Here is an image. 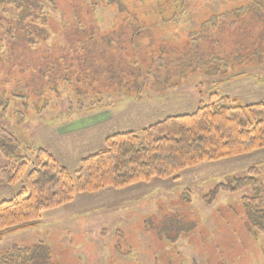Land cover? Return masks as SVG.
<instances>
[{
	"label": "rangeland",
	"instance_id": "1",
	"mask_svg": "<svg viewBox=\"0 0 264 264\" xmlns=\"http://www.w3.org/2000/svg\"><path fill=\"white\" fill-rule=\"evenodd\" d=\"M40 2L39 15L54 26L75 22V15L82 17L81 5L89 4ZM122 3L140 7L134 11L147 15L140 17L147 24L128 46L140 72L124 77L111 97L95 99L92 91L73 96L75 86L49 69V61L41 68L48 74L39 75L44 46L64 45L55 30L47 43L29 37L0 40V126L20 142L17 158L34 162L37 150L45 149L75 175L83 159L105 149L107 137L141 133L167 117L190 114L214 92L243 106L264 103V0H246L241 10L234 0H185L169 11L165 23L149 13L155 0ZM109 9L95 19L112 17L104 16ZM18 11L7 7L4 18H18ZM31 22L16 32H27L36 23ZM0 23L5 39L7 24ZM28 81L36 88L21 98L15 86ZM13 163L0 154V171ZM252 167L259 172L260 189L204 201L216 186L247 176ZM26 183V177L16 185L0 178V202L13 199ZM255 195L264 197V149L168 179L77 195L70 205L43 213L34 227L4 233L0 255L16 245H39L35 264H264V236L253 229L242 202Z\"/></svg>",
	"mask_w": 264,
	"mask_h": 264
},
{
	"label": "trees",
	"instance_id": "2",
	"mask_svg": "<svg viewBox=\"0 0 264 264\" xmlns=\"http://www.w3.org/2000/svg\"><path fill=\"white\" fill-rule=\"evenodd\" d=\"M87 1L89 6L82 4L80 7L82 17L75 15V22L54 26L47 21V17L39 15L44 10L40 0H0V22L7 24L3 27L5 39L0 35V40L3 43L7 39L12 42L17 37L26 41L29 37L35 43H47L55 30L58 40H62L64 45L44 46L46 57L41 59L40 70L49 61V69L53 72L59 70L60 74L69 78V84L75 86L73 96L92 91L95 99L100 100L103 96L111 97L117 93L124 84V77H137L140 72V65H136L128 46L132 35L147 24L140 17L147 18V15L134 11L140 8L137 5L124 6L122 2L125 0ZM245 1L234 0L236 4H241L238 10ZM102 2L110 7L109 11L105 10L104 16L112 14V17L98 22L95 15L105 8ZM50 3L56 5V0H50ZM184 3L185 0H155L149 13L165 23L169 11ZM11 6L18 8V18H4L6 8ZM29 20L36 23L25 33L16 32L24 21ZM3 45L0 44V48ZM105 47L113 49L106 50ZM40 74L44 76L48 73L43 70ZM32 82L16 84L15 91L23 94L21 98H27L36 88ZM97 83L104 84L101 91ZM105 145L104 150L83 159L73 175L45 149L37 150L34 162L17 158L20 142L0 126V154L8 160H15L11 166L0 171V178L8 185H16L24 177L27 178L26 186L13 199L0 202V241L4 233L13 234L34 227L43 213L73 203L77 195L126 189L149 183L155 178L168 179L203 163L263 150L264 103L243 106L236 99L214 92L190 114L167 117L141 133L111 135L106 138ZM258 173L257 168L252 167L247 176L219 184L205 196L204 201L211 204L223 193L260 189L262 185L257 180ZM242 202L249 209L253 229L264 236V197H243ZM38 252L42 253L39 245L34 249L16 245L0 255V264H35Z\"/></svg>",
	"mask_w": 264,
	"mask_h": 264
},
{
	"label": "crops",
	"instance_id": "3",
	"mask_svg": "<svg viewBox=\"0 0 264 264\" xmlns=\"http://www.w3.org/2000/svg\"><path fill=\"white\" fill-rule=\"evenodd\" d=\"M70 205V204H69Z\"/></svg>",
	"mask_w": 264,
	"mask_h": 264
}]
</instances>
